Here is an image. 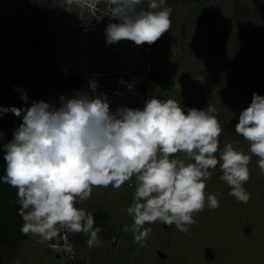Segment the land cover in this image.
<instances>
[{
	"label": "clouds",
	"instance_id": "9594fccd",
	"mask_svg": "<svg viewBox=\"0 0 264 264\" xmlns=\"http://www.w3.org/2000/svg\"><path fill=\"white\" fill-rule=\"evenodd\" d=\"M109 3L114 21L105 29L109 45L122 40L152 45L171 28L173 10L167 0ZM97 87L91 80L88 90L61 95L58 105L40 100L23 108L0 106V118L8 113L22 118L12 140L0 147L6 165L0 183L17 189L24 234L51 241L66 226L86 234L90 248L102 245V228L95 225L94 215L76 205L89 199L94 187L120 189L131 186L133 177L135 195L126 209L132 224L122 230L131 231L141 247L152 233L146 225L160 222L188 233L195 213L220 206L215 194L206 193L217 166L229 194L249 202L245 184L253 156L264 172V96L253 93L235 125V134L249 144L245 153L231 142L221 147L223 127L211 104L185 108L181 101L149 91L142 109L116 105L113 111L107 95L96 94ZM14 91L29 104L22 87L14 86ZM133 96L145 99L147 92Z\"/></svg>",
	"mask_w": 264,
	"mask_h": 264
},
{
	"label": "rangeland",
	"instance_id": "374dc122",
	"mask_svg": "<svg viewBox=\"0 0 264 264\" xmlns=\"http://www.w3.org/2000/svg\"><path fill=\"white\" fill-rule=\"evenodd\" d=\"M167 6L173 10L169 32L152 45L120 41L117 63L112 65L109 56L92 63V56L87 54L91 37L105 34L107 25L114 22L109 0H95L94 5L91 0L58 2L50 24V29L57 31L52 47L55 95H50L49 103L58 105L61 95L86 91L89 81L96 80V94H106L115 101L117 96L104 89L116 86L125 95L116 105L142 107L141 100H145L133 96L136 88L131 84V74L134 70L145 72L151 65L176 82L173 91H152L155 96L197 109L213 105L223 127L221 147L231 142L248 153V142L236 135L234 128L252 94L264 96V0H214L203 10L205 21L197 25L192 22L194 8L171 6L169 2ZM32 10L27 0H0V73H6L10 60L12 35L19 30L17 17ZM116 66L118 75L107 76ZM91 72L96 76H86ZM3 123L11 128L19 124L15 120ZM5 129L0 126L2 145L13 138ZM258 159L253 156L249 164L251 175L245 188L251 198L247 204L229 194L231 189L219 179L222 172L217 166L206 182V193L215 194L220 206H206L195 213L196 223L189 226L188 233L160 222L146 225L152 233L143 247L134 242L131 231L122 230L132 224L126 209L135 195V177L129 182L131 186L125 184L120 189L94 187L91 197L79 201L77 207L93 215L110 212L111 225L121 227L120 238L114 244L109 234L101 231L102 245L78 246L80 259L76 264H264V172L257 166ZM53 241H42L28 233L19 249L0 252V264H64L69 250L51 248V244L61 243L60 236Z\"/></svg>",
	"mask_w": 264,
	"mask_h": 264
},
{
	"label": "trees",
	"instance_id": "16d2710c",
	"mask_svg": "<svg viewBox=\"0 0 264 264\" xmlns=\"http://www.w3.org/2000/svg\"><path fill=\"white\" fill-rule=\"evenodd\" d=\"M32 4V12L28 15L17 17L18 29L12 35L10 42V60L6 64V73H0V106H15L23 108L30 106L32 101L44 100L49 102L50 92L55 83L53 66L55 57L52 50L56 42L52 36L50 24L52 21L53 7L62 0H27ZM214 0H167L171 6L182 5L194 8L192 15L193 24H202L205 21L203 10ZM186 27V26H185ZM184 27V28H185ZM131 84L141 92H149V89L159 87L162 92H170L176 87V82L160 70L148 73L134 70L131 74ZM14 86L23 88L29 99V104L19 98L21 93L14 91ZM15 120L19 124L22 118L8 113L0 118V126L5 127V133L13 137L16 127H8L3 122ZM0 147L2 143L0 142ZM4 152L0 151V176L4 174L6 167L3 159ZM21 206L17 196V189L6 183H0V252L17 250L28 238L21 228L24 220L20 214ZM95 225L106 231L110 238H120L119 225H111L112 214L98 211L94 214ZM59 234L54 238L56 242ZM88 236L84 233H73L72 242L77 248L79 245H87ZM80 259V257L78 258Z\"/></svg>",
	"mask_w": 264,
	"mask_h": 264
},
{
	"label": "flooded vegetation",
	"instance_id": "af4514ba",
	"mask_svg": "<svg viewBox=\"0 0 264 264\" xmlns=\"http://www.w3.org/2000/svg\"><path fill=\"white\" fill-rule=\"evenodd\" d=\"M51 31H52V36H56L55 33H56L57 30L51 29ZM89 43H90V48H89V51L87 52V54H89L90 56H92V61H91L92 63H94V62L97 63V62H99V61H97V59L99 60V59L104 58V56H109V58H110V64L116 65L117 59H118V48H119L118 44L119 43L111 44V45L107 44L106 43L105 34H102V35L99 34V36L96 35L95 37H91V40L89 41ZM127 43H130V41H127ZM92 63H91V65H92ZM149 66H150V71L148 73L157 70V68H154L153 69V67L151 65H149ZM118 72L119 71L117 70V66H116V68L115 69L113 68V71L110 74H108L107 76H114V77H116L118 75ZM63 74H65V73H63ZM99 74H101V73H98V75ZM66 75H67V73H66ZM89 75L90 76H96V73L91 72V73L87 74L86 76H89ZM73 79H75L76 80V83H77L78 77L75 76V77H73ZM54 88H55V83H54V85L52 87V90L53 91H49L50 92V95H52V97L55 95V91H54L55 89ZM173 90H171V91H173ZM104 91H110L112 95H116V93L119 92V89L116 86H113L112 88H105ZM148 91H164V90L161 89V88H159V87H154L152 89H149ZM116 100H117V98H116ZM184 107L185 108H192V105L191 104H188V105H186Z\"/></svg>",
	"mask_w": 264,
	"mask_h": 264
},
{
	"label": "built area",
	"instance_id": "2783aa9c",
	"mask_svg": "<svg viewBox=\"0 0 264 264\" xmlns=\"http://www.w3.org/2000/svg\"><path fill=\"white\" fill-rule=\"evenodd\" d=\"M148 72L150 71V66H148ZM135 94L136 96H138L139 94H144L143 92L139 91V90H135ZM116 96H117V100L118 98H120V96L124 97L125 95L123 93H119L117 92L116 93ZM150 97L149 95V92H147V98L144 99L145 101ZM111 103H110V106L111 108L113 106H116V103L117 101H112V100H109ZM145 101H142L141 102V106L142 107H137L139 109H142L144 107V102ZM121 106V105H119ZM117 105L116 109L119 107ZM77 206V205H76ZM72 237H73V231L70 229V231L67 229L66 226H63V227H60V239H61V243L60 244H51V248H53L54 250H58L59 248L61 250H64L66 252V249L69 250V253H67V257L66 258V261L64 262V264H76L77 260H78V251H77V248L74 246L73 242H72ZM71 240V242H70ZM69 241V242H68ZM117 240H113V243L116 244Z\"/></svg>",
	"mask_w": 264,
	"mask_h": 264
}]
</instances>
